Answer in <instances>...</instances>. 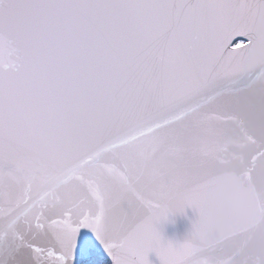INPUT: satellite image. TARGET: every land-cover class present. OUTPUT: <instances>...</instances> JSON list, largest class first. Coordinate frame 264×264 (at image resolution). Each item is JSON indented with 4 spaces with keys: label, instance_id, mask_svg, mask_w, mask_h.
<instances>
[{
    "label": "snow or ice",
    "instance_id": "obj_1",
    "mask_svg": "<svg viewBox=\"0 0 264 264\" xmlns=\"http://www.w3.org/2000/svg\"><path fill=\"white\" fill-rule=\"evenodd\" d=\"M78 251L264 264V0H0V264Z\"/></svg>",
    "mask_w": 264,
    "mask_h": 264
},
{
    "label": "water",
    "instance_id": "obj_2",
    "mask_svg": "<svg viewBox=\"0 0 264 264\" xmlns=\"http://www.w3.org/2000/svg\"><path fill=\"white\" fill-rule=\"evenodd\" d=\"M240 40L244 41L243 38H240L236 42ZM244 43H246V41H244ZM233 47H235V45H233ZM143 194L146 199L151 198L150 193L144 192ZM197 219V212L192 208H186L183 213H178L170 217V219L162 225V234L164 235L165 239L183 241L191 233L193 224ZM97 256L104 257L110 262L112 259L111 256L107 254V252H99L92 256H83L78 251L76 256V264H83L87 260ZM149 259L152 264H159V260L154 254H151Z\"/></svg>",
    "mask_w": 264,
    "mask_h": 264
},
{
    "label": "trees",
    "instance_id": "obj_3",
    "mask_svg": "<svg viewBox=\"0 0 264 264\" xmlns=\"http://www.w3.org/2000/svg\"><path fill=\"white\" fill-rule=\"evenodd\" d=\"M237 43H242V41H239ZM97 262L109 263V261L103 257H95V258H92L91 260L85 262L84 264H97Z\"/></svg>",
    "mask_w": 264,
    "mask_h": 264
},
{
    "label": "rangeland",
    "instance_id": "obj_4",
    "mask_svg": "<svg viewBox=\"0 0 264 264\" xmlns=\"http://www.w3.org/2000/svg\"><path fill=\"white\" fill-rule=\"evenodd\" d=\"M99 264H110V263L100 262Z\"/></svg>",
    "mask_w": 264,
    "mask_h": 264
}]
</instances>
